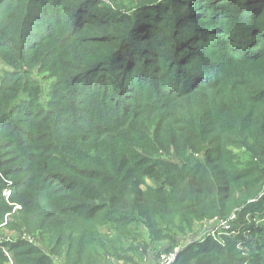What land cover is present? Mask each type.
Listing matches in <instances>:
<instances>
[{
    "label": "trees",
    "instance_id": "16d2710c",
    "mask_svg": "<svg viewBox=\"0 0 264 264\" xmlns=\"http://www.w3.org/2000/svg\"><path fill=\"white\" fill-rule=\"evenodd\" d=\"M259 212L264 0H0V226L30 236L0 264L132 262L133 229L203 219L196 264H264Z\"/></svg>",
    "mask_w": 264,
    "mask_h": 264
},
{
    "label": "rangeland",
    "instance_id": "374dc122",
    "mask_svg": "<svg viewBox=\"0 0 264 264\" xmlns=\"http://www.w3.org/2000/svg\"><path fill=\"white\" fill-rule=\"evenodd\" d=\"M124 2H125V4H127V0H124ZM4 69L6 70L7 68L4 67ZM148 183H152V181L151 182L149 181ZM4 195H5L6 199H9V197L11 195V191L5 190ZM257 216L259 218H261L260 220L259 219L256 220V227H259L260 223H262V222L264 223V221H262V220H264V212L257 213ZM8 221H10V220H8ZM11 221L13 222V220H11ZM243 221L244 220H240V222H238L237 224H234V225L235 226H237L239 224L242 225ZM8 223L9 222L3 223L0 226V243H1V245H2V243H5L6 240L7 241L14 240V239L17 240L21 237L27 238V239L30 238V236L26 237L27 234L24 231V229L9 228ZM97 230L100 234H102L104 236H109V231H107L106 229H102V228L98 227ZM214 230H215V232H217L220 229L217 227ZM214 230H213L211 224H209L208 221L203 219V220H200L194 224L191 233L184 234V235L176 233V234H174L175 242L172 243L170 241H164V242H159L156 245L153 244L151 246V250L149 252L145 253L140 248L141 245H144V244H142L143 237L137 229H133V231H135L136 234H135L134 238L131 240V242L127 243L129 249H127L126 251L129 255V258L132 257L134 260L132 262H124L122 259H120L119 261H116L112 258L110 260V264H159L160 257L165 255V254L172 253V252L176 251V253L178 252L177 254L179 255L180 253L186 251L192 245L200 244V246H195L188 255V257L190 258L188 260V263L189 264H196L197 263L196 260L198 259V256L203 255L204 250L208 248V243L207 244L205 243L206 237H210V235H213ZM249 231L250 230L247 228L244 229L243 230V233H244L243 237L247 238L246 234ZM237 236L239 238L241 237L239 235H237ZM218 240L220 241V238H218ZM251 241H253V243H255V242H257V239L254 238ZM125 243L126 242L121 243L124 250H125V248H124ZM137 246L140 249V250H138V253L141 254L140 257H136V253L134 251H132V249H134ZM6 252L10 257V261L8 262V264H15V262L12 258V254L9 253L8 250H6Z\"/></svg>",
    "mask_w": 264,
    "mask_h": 264
},
{
    "label": "built area",
    "instance_id": "2783aa9c",
    "mask_svg": "<svg viewBox=\"0 0 264 264\" xmlns=\"http://www.w3.org/2000/svg\"><path fill=\"white\" fill-rule=\"evenodd\" d=\"M262 221H264V220H262ZM221 228L224 230L230 229V227L227 224L221 225ZM239 234H240V232H238V235ZM230 235H236V233L232 232ZM177 253H176V251H174L172 253H168V254L161 256L160 260H159V264H172L176 260ZM6 255H8L7 252H6Z\"/></svg>",
    "mask_w": 264,
    "mask_h": 264
}]
</instances>
